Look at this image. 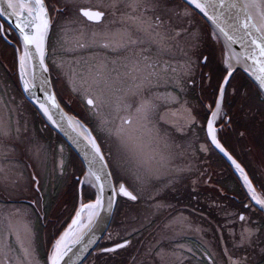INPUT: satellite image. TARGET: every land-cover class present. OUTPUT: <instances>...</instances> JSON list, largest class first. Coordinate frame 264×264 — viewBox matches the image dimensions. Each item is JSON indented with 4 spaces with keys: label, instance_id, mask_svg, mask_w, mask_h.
Masks as SVG:
<instances>
[{
    "label": "snow or ice",
    "instance_id": "1",
    "mask_svg": "<svg viewBox=\"0 0 264 264\" xmlns=\"http://www.w3.org/2000/svg\"><path fill=\"white\" fill-rule=\"evenodd\" d=\"M0 17L16 30L0 25V42L17 54L22 88L20 98L8 84L0 91V106L7 111V118L0 115V197H28L27 209L10 214L16 223L9 224V247L14 238L20 264H40L30 221L24 218L43 208V195L35 194L42 193L48 158L46 144L21 120L24 94L54 127L67 126L76 133L72 140L85 169L75 180V194L81 198L70 225L75 231L60 235L47 264H61L71 251L69 238L79 243L83 230L91 231L111 215L120 198L146 206L149 220L161 214L170 207L163 202L164 189L174 176L192 171L191 165L178 167L175 162H210L216 153L239 175L249 198L243 204L248 212L225 211L226 222L216 228L211 222L193 226L187 217L169 219L154 230L138 264H184L183 253L190 249L178 238L209 229L221 236L219 249L206 254L208 264H264V171L259 177L247 171L222 138L229 129L246 136V129L235 126L237 118L248 121L258 114L264 120V0H99L95 5L90 0H0ZM54 24L73 71H65L63 60L54 58L53 66L74 94L84 96L106 142L66 116L50 91L47 41ZM82 61L88 65L87 75L75 71ZM239 73L246 74L251 88L237 81ZM190 92L198 94L195 105L189 103ZM197 107L203 111L200 119ZM176 112L183 114V124L168 119ZM63 151L61 146L59 176L65 175ZM85 186L95 195L88 203L83 202ZM85 210L88 219L82 223ZM131 243L124 238L101 252L116 253ZM0 255H7L3 247Z\"/></svg>",
    "mask_w": 264,
    "mask_h": 264
},
{
    "label": "flooded vegetation",
    "instance_id": "2",
    "mask_svg": "<svg viewBox=\"0 0 264 264\" xmlns=\"http://www.w3.org/2000/svg\"><path fill=\"white\" fill-rule=\"evenodd\" d=\"M98 2L99 0H90L91 5H95ZM105 2H107V0H105ZM59 23H63V21L61 20L59 21ZM0 25H4L5 28H8L11 32L15 33L13 29L1 18ZM59 37V26L58 24H54L50 30V35L47 43V64L51 69L50 77L52 86L61 105L68 112H71V105L75 104V109L72 110L74 111V113H77V111L80 110V114H82L83 117H86L87 122L88 114L90 113L88 105L86 104L85 100L84 102L81 100V102L77 104V102L79 101L78 97L82 96L74 94L70 88L59 85L57 83V81L62 82L64 79L62 78V74L53 66V59L55 58L57 62L63 60V62L65 63L71 60V58L67 54H65L60 47V44L58 42ZM69 38H71V34H69ZM54 47L56 49L55 56H53ZM2 48H5L6 50L3 51ZM85 53L88 54V52ZM16 55L17 54L13 51V48L7 47L4 43L0 42V91H2V86L4 84H8L11 86L12 92H14L16 96L20 98L22 95V91L18 80L15 59ZM179 58V53L177 52L176 59L178 60ZM70 64L71 66H73L72 63ZM170 90L171 89H169V91ZM160 91H164V88L161 87ZM11 94L12 93L10 92L9 95ZM192 99H194L195 103V101L198 100V94L196 93ZM23 102L24 105L33 113L34 120L32 121V124L33 128L35 127L36 134L38 136L44 134L43 130L49 134V137L47 138L49 142L46 145L48 150V158L44 165L45 172L43 176L42 193L35 194L37 197L41 196V194L43 195V208L42 210H37L31 213L33 217V244L36 249L37 258L41 264H47L48 251L56 241L61 230L67 225L72 216V211H67L60 222H58L57 219H54V221H52V219L49 218V216H52L53 208L57 205V202L62 198V196L66 195L68 186L70 185V182L68 183V181H66L69 169H67V166L65 165V175L59 176L56 172V165H54L55 162L53 161V153L56 152L57 149V152H59V148L63 146V154H65L64 159H66V156L68 155L71 157V152H69L66 146H64L63 144H58L56 142L55 134L49 131L40 122L37 114H35L29 107L24 97ZM132 103H135V98H132ZM173 107L176 108L178 106ZM227 107L229 108L230 106L226 105V108ZM2 109L4 108L0 106V110ZM5 115L7 116V114ZM182 115L183 114L181 112H176L175 115H172L170 113L168 119L176 122L177 125H180L184 122L182 119ZM202 117L203 111L201 110L198 119ZM230 132H232L231 129L222 133V138L225 140L228 147L231 146L229 140ZM173 134L177 137L178 142H183L179 133L176 132L175 129H173ZM216 156H219L218 153L214 154L211 157L210 162L204 159H201L199 161L192 159V173H181L178 176H174V182L169 184V186L166 187L162 192L163 202L170 207H168L161 214L151 217V220L146 218L148 216L149 210L146 208V206L143 205L132 204V220H127L126 217L123 218V212L121 211V209H116L111 224L103 239L83 264H138V261L142 259L141 253L148 245L149 241H151L152 239L154 230L158 226L162 227L164 223L172 218H179L182 220L184 217H187V222L192 224L193 226L202 225L204 227H207L209 222H211L212 228H216L218 227V225H223L226 222L225 211L241 213L248 212V209H245L243 207V204L247 203L249 198L242 186L240 179L236 176H233L234 178H231V176H229L224 182L217 177ZM60 158L61 157H59L58 162ZM219 158L220 162H223L225 165H227L228 169H230L223 158H221V156H219ZM239 160L241 161L240 158ZM184 161L185 159H178L176 162L181 164V162ZM64 163L67 164V161L65 162L64 160ZM243 165L245 166V164ZM77 176H81L79 166L78 172L73 178L74 182ZM257 190L260 191L259 188H257ZM84 193L85 198L83 199V201L88 199L87 187H84ZM217 196H219L221 199H225V203L222 205L227 204L226 207L220 209L216 207L218 202ZM229 196H232L236 199L235 203L238 204L237 207L232 206L231 202L229 203ZM27 201L28 197L26 196H21L18 199L8 198L7 196L0 197V211H6L9 206H18L27 209ZM206 205H208L209 208L206 207ZM210 205L213 209L210 208ZM4 221L5 226L3 224ZM123 221L128 225L132 223V235L128 236V239H131L132 241L130 246L125 249H120L116 253L110 254L101 252V249L104 247H112L117 241L122 242V240L119 237L117 238L114 233L117 232V230L123 225ZM9 224L10 223L8 222L7 216L0 214V247H3L5 249V252L7 253V255H0V264H8L9 261H12L13 264H20L21 258L14 238L11 240V247H9ZM48 227L51 228L49 231L51 233H49L50 235H48V237L45 239ZM134 229H139V231H133ZM110 234L111 238H109ZM223 235L226 236L227 232L225 231ZM220 236L221 233H213V231L209 229L207 232H202L199 235H197L195 232H188L183 237L178 238V243L183 244L185 246V249H190V251H185L183 253L184 264H208L206 254L209 252L210 248H216L217 250L219 249Z\"/></svg>",
    "mask_w": 264,
    "mask_h": 264
},
{
    "label": "rangeland",
    "instance_id": "3",
    "mask_svg": "<svg viewBox=\"0 0 264 264\" xmlns=\"http://www.w3.org/2000/svg\"><path fill=\"white\" fill-rule=\"evenodd\" d=\"M2 49H3V51L6 50L5 48H2ZM84 53H82V55H83L84 59H87L88 54H86V53L84 54ZM220 54H221L220 48H217L216 49V55L219 56ZM69 62L72 63L71 60L67 61L66 63L64 62L66 72H72L73 71V66H71V64ZM88 70H89L88 65L83 63V61L79 65L75 66V71L80 75H87ZM17 74H18V72H17ZM62 78L64 80L62 82L57 81V83L59 85H63V86L70 88L68 82L66 81V78L64 77V75H62ZM237 81L243 85L250 87V88L252 87V83L249 80L248 81L245 80V82H244L243 80L239 79V77H237ZM195 94H196L195 92L188 93V99H189L190 105H195L197 102V101H195V103H194V99H192ZM80 96H82V97H78L79 101L77 102V104H79L81 102V100L83 102L85 100L83 98L84 96L82 94ZM130 102H132V98H130ZM75 106L76 105L73 104V105H71V108L74 110ZM72 109H71L70 113L72 114V116L75 119L79 118L82 121L86 122V117H83L82 114H80V110H78L77 113H74V111ZM88 109H89V107H88ZM227 109H228V107L226 108V110ZM22 111H23V117H21V120L23 121L24 119H26L28 121L29 130L31 132H33L42 142H44L47 145L49 142V140L47 139L49 137V134L43 130L45 137H44V134L38 136L35 132V127L33 128V124H32V121L34 120V116H33L32 111L29 110L25 105H24ZM195 111L201 113V109L198 107L195 109ZM6 112H7L6 109H2V110H0V115H4L5 118H7V116L5 115V114H7ZM89 112H90V109H89ZM87 121L90 123V126L92 127L94 132L97 134V136H99L100 141L106 142L107 138L103 135H100V133L97 132V130H96L97 129V122H96L94 116L91 114V112L88 114ZM235 126L239 129H242V130L246 129L247 134L245 137L240 138L237 132H233V131L230 132L229 140H230L231 146H229V147L234 152L235 156L239 157L241 159V161L243 162V164H245V166L247 167L246 170L254 173L257 177H259L260 173L262 171H264V120H261V118L258 114L248 121H244L243 119L237 118L235 120ZM57 151H58V149L56 150V152L53 153L54 154L53 161L55 162L54 165H56V168H57V164H58V159H59V157H61L60 152H57ZM64 155L65 154H62L63 160H65V162L67 161V164H65V165L67 166V169H69V173H67L66 181H68V183L70 182V185L68 186L66 195L62 196V198L57 202V205L53 208L52 216H49V218L52 219V221H54V219H57L58 222H60L63 219V216L65 215V213H67V211H72L71 217L73 218L75 215L74 211H76L75 208L78 207V205L80 204V199H81V198L79 199V196L75 194L76 190H77V186H76L75 182L73 181L74 176H76V174L78 172V166L79 165L76 162V160L72 157V155H71V157L69 155L66 156V159H64ZM216 159H217V167H216L217 177L219 179H221V181L225 182L227 180V178L230 176L228 167L223 162H220L219 156H216ZM191 160L192 159H185V161L181 162V164L177 163V162H175V163H176V166H178V167H184L185 165H191V167L193 169V165H192ZM45 163H46V161H45ZM45 163H44V165H45ZM82 172L83 171L80 168L81 176H82ZM184 173L189 174V173H192V171L191 172L186 171ZM68 190H69V192H68ZM257 192H258V194H261L260 191L257 190ZM217 201H218V197H217ZM224 203H225V201L219 200L217 202L216 207H218V209L226 207L227 204L222 205ZM126 205H128V203H126ZM211 205H210V208L213 209L211 207ZM206 207L209 208L208 205H206ZM17 208H22V207L9 206L8 209H6V211H0V214L6 215L9 223H16L15 218L11 217L10 214L12 212H14ZM120 209L123 212V218L126 217L127 220H132V207L125 206L123 208L121 207ZM86 216H87V214H85V219H86ZM24 219H26L27 221H30V227L32 229V224H33L32 215L29 214ZM85 219H83V221ZM3 224L5 226V221L3 222ZM131 224L132 223H130V225H128L123 221V225L117 230V232L114 233V235H116L117 238L119 237L121 240H123L124 238H128L129 233H132V225ZM49 227H50V225H49ZM49 227L47 228V234H46L45 239L48 237V235H50L49 233H51V232H49L51 229ZM52 230H53V228H52ZM32 235H33V231H32ZM22 236H23V233H22ZM29 239H31V237H29ZM51 250H52V246H51L50 250L48 251V255L50 254Z\"/></svg>",
    "mask_w": 264,
    "mask_h": 264
},
{
    "label": "water",
    "instance_id": "4",
    "mask_svg": "<svg viewBox=\"0 0 264 264\" xmlns=\"http://www.w3.org/2000/svg\"><path fill=\"white\" fill-rule=\"evenodd\" d=\"M5 23H7L10 27V23L8 20L4 19L3 17H0ZM13 29L14 32H16V30L11 27ZM238 50V48H237ZM31 75V68H29V76ZM246 75V74H245ZM49 79H50V75H49ZM50 91L52 94L55 95L54 90L52 88H50ZM38 95L41 96V99L43 98V94L38 92ZM26 100L31 104V102L28 100V97L26 94H24ZM57 99V98H56ZM57 103L59 104L58 100ZM32 106H34V108L38 111V113L41 115V117L43 118V120L45 121V123L56 133L58 134L63 140L64 142L68 145V147L73 151V153L78 157V159L81 161L82 165H83V157L81 155V153L79 151H77L72 137L76 136V133L72 131L71 128H68L67 126H65L63 129L61 128H57L54 127L52 125L51 122L48 121L47 117H45L43 115L42 112L39 111V108L33 104H31ZM60 105V104H59ZM60 108L63 110V112L65 113L66 116L68 117H72L73 121H76V123H79L80 125H82L84 128L88 129L90 131V129L84 125L82 122H80L78 119H75L72 115L68 114L60 105ZM53 115L55 116V112H53ZM58 118V117H57ZM219 156H221V154H218ZM222 158V157H221ZM225 162L226 160L223 159ZM226 164H228V166L230 167L229 163L226 162ZM84 167V165H83ZM231 168V167H230ZM232 169V168H231ZM232 172L235 176H237L239 178V175L234 171V169H232ZM242 183V182H241ZM246 190V189H244ZM95 199V198H94ZM90 202V201H89ZM88 203V202H87ZM80 205L78 206L77 210L80 209ZM114 209L112 210L111 215L107 216L106 219L102 222H99L95 227H93V229L91 231H89V229L85 228L83 230V237L82 239L79 241V243H75L72 244L71 241L72 239H74V237H70L69 238V245L71 247V251H68L67 255L64 257V259L61 261V264H83V262L86 260V258L90 255V253L95 249V247L99 244V242L101 241V239L103 238L104 234L106 233L109 224L111 222L113 213H114ZM88 210H85L82 214H81V221L82 223H87V219L88 216H86L85 219V214H87ZM77 212V211H76ZM76 212L74 217L72 218V220L74 218H76ZM83 219H85L83 221ZM72 220L69 223V225L61 232V234H63L66 230L73 232L75 231L76 226H73L70 229V225H72ZM60 234V235H61ZM59 235V237H60ZM77 235H79V233H77ZM59 237L57 239H59ZM56 239V240H57ZM89 241H94L93 243H89ZM55 243V242H54Z\"/></svg>",
    "mask_w": 264,
    "mask_h": 264
},
{
    "label": "trees",
    "instance_id": "5",
    "mask_svg": "<svg viewBox=\"0 0 264 264\" xmlns=\"http://www.w3.org/2000/svg\"><path fill=\"white\" fill-rule=\"evenodd\" d=\"M201 23H202V21H201ZM237 77H239V79H241V80H243L244 82H245V80H247L246 79V77H244V75L243 74H238L237 75ZM248 81V80H247ZM56 142L58 143V144H63V141L60 139V137L59 136H57L56 135ZM64 145V144H63ZM67 150H68V148H67ZM69 151V150H68ZM70 152V151H69ZM72 156H73V158L76 160V162H78V160L76 159V157L72 154ZM79 165V167H80V164H78ZM82 169V168H81ZM229 170V174H230V176H231V178H234L233 176H234V174L231 172V170L230 169H228ZM223 185V184H222ZM235 192H236V190H235ZM220 196V195H219ZM219 196H217L218 198H219V200L221 199ZM233 196V195H232ZM232 196H229V203L231 202L232 203V206H234V207H237V203H235V198L234 197H232ZM87 198H92V195H91V193H89V194H87ZM218 200V201H219ZM221 201H225V199L224 198H222L221 199ZM126 203H128V205H126ZM125 206H130V207H132V202H128V201H125L124 199H121L120 198V200H119V203L117 204V207H116V209H120L121 207L123 208V207H125Z\"/></svg>",
    "mask_w": 264,
    "mask_h": 264
},
{
    "label": "bare ground",
    "instance_id": "6",
    "mask_svg": "<svg viewBox=\"0 0 264 264\" xmlns=\"http://www.w3.org/2000/svg\"><path fill=\"white\" fill-rule=\"evenodd\" d=\"M74 123H76V121H74Z\"/></svg>",
    "mask_w": 264,
    "mask_h": 264
}]
</instances>
